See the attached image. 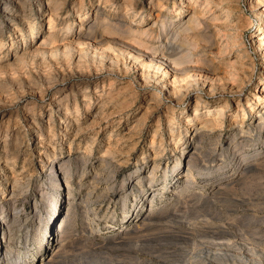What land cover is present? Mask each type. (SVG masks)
<instances>
[{
    "label": "rangeland",
    "instance_id": "obj_1",
    "mask_svg": "<svg viewBox=\"0 0 264 264\" xmlns=\"http://www.w3.org/2000/svg\"><path fill=\"white\" fill-rule=\"evenodd\" d=\"M47 1L0 0V264H264V0Z\"/></svg>",
    "mask_w": 264,
    "mask_h": 264
},
{
    "label": "bare ground",
    "instance_id": "obj_2",
    "mask_svg": "<svg viewBox=\"0 0 264 264\" xmlns=\"http://www.w3.org/2000/svg\"><path fill=\"white\" fill-rule=\"evenodd\" d=\"M51 0H48L47 2L49 3ZM111 1V0H110ZM109 0H108V2H110ZM52 2V1H51ZM57 2H59V1H57ZM107 2V1H106ZM130 2V1H129ZM132 2V1H131ZM210 2H212V1H210ZM213 2H215V4H216V1H213ZM58 4V3H57ZM60 4V3H59ZM209 4V3H208ZM211 4V3H210ZM213 4V3H212ZM260 4H261V2H260ZM262 5V8L263 9H261V11H260V13H264V3H262L261 4ZM50 6V5H49ZM63 8V7H62ZM61 9V8H60ZM58 10H59V7H58ZM60 11V10H59ZM224 11V10H223ZM53 13V12H52ZM56 13H58V12H56ZM224 14H225V17L227 18V19H229L230 18V10H227V11H224ZM54 15V14H53ZM158 18V17H157ZM161 18V17H160ZM216 18H219V16H217ZM163 19H164V23L169 19V17H167V16H164L163 17ZM193 20V19H192ZM197 20V19H196ZM198 21V20H197ZM50 22H51V24L50 25H53V16H51L50 17ZM163 23V24H164ZM164 26H166L165 24H164ZM151 29V28H150ZM259 30V34L258 35H256V36H254V41L257 43V47L261 50V54L264 56V38L262 37V35H264V29H262V28H260V29H258ZM145 33H147V34H149V32L146 30V31H144V34ZM181 34V33H180ZM230 35V34H229ZM175 42V41H174ZM135 43V42H134ZM67 44V43H66ZM171 44V43H170ZM176 44L175 43H172V45H170L169 47H167V49H163V50H161V52H160V61H163V59L165 60V58L166 57H169V56H172V55H174V54H177L178 52H184L185 51V53L186 54H183L182 56H180V58H178L179 60H183V59H185V60H188V59H190L189 58V56H188V52H186V50H184V48L183 47H181L180 46V44L178 45L177 44V46H175ZM255 47V46H254ZM158 52V51H157ZM156 52V53H157ZM180 54V53H179ZM134 55V54H133ZM157 55V54H156ZM176 58V57H175ZM154 59V58H153ZM159 62V61H158ZM165 62V61H164ZM164 64V63H163ZM235 65V64H234ZM171 66V65H170ZM168 71H166L165 70V74L167 73ZM164 74V75H165ZM167 75V74H166ZM242 76V75H241ZM229 82V81H228ZM211 88V87H210ZM259 94H260V96L259 97H257V104L258 103H260L261 102V100H263L264 99V88H263V90L262 91H260L259 92ZM199 106H201V101L200 100H197V103H196V107H197V110H196V115H195V117L194 118H192L191 119V121H193V120H195L196 121V119H198V109H199ZM252 109H254V106L252 105ZM215 110V109H214ZM214 110H212V111H214ZM211 111V112H212ZM219 111L220 112H218L217 114H219L218 116H220L221 114H223L222 112H223V107H220L219 108ZM224 115V114H223ZM219 118V117H218ZM214 119V118H213ZM213 119H207V121H213V122H215V120H213ZM204 125H206V124H204ZM216 125H217V122H216ZM207 128V127H206ZM255 128H257L259 131H263L264 130V118L263 117H261L260 119H259V122L258 123H256L255 124ZM197 130L195 131V134L194 135H198V137L200 136V137H202L203 136V130L205 129V126H199V128H196ZM203 138V137H202ZM248 139V138H247ZM247 139H245L244 138V135H243V138H241L239 141H237L236 143H234V149H236V150H238V149H240V148H244V146H245V144H247L248 143V140ZM199 140H200V138H199ZM201 141V140H200ZM198 147V146H197ZM199 148V147H198ZM201 148V147H200ZM212 150V153L210 154V155H212L213 153H215L217 150L215 149V148H211L210 149V151ZM195 152V151H194ZM198 152H200V151H198ZM209 152V151H208ZM201 153V152H200ZM207 153V152H206ZM209 154V153H208ZM246 153H244V152H240L239 153V156H238V160L236 161V167L238 166V165H243L244 164V166L242 167V169L238 172V174L239 173H245L246 172V170H247V168L249 169L250 167L251 168H255V167H257V166H259L261 163H262V161H259L258 159L256 160V161H253V162H249L250 164H248L249 166L248 167H246V161L247 160H249L250 158L249 157H247L246 155H245ZM209 155V156H210ZM202 156V155H201ZM201 156H200V154L199 153H197L196 152V154H191L190 155V158L189 159H191V162H189V165H192L191 166V168L189 169V171H188V174H189V177L187 178L188 179V182H189V180H193L194 179V177H195V174L197 173L196 172V169L198 168V169H202L203 168V166L204 165H201V164H199L200 163V161L201 160H203V159H206V161H208L209 160V156L207 157L206 156V158L204 157V158H201ZM205 156V155H204ZM190 161V160H189ZM205 161V160H204ZM202 162V161H201ZM68 163V162H67ZM240 167V166H239ZM250 168V169H251ZM239 169V168H238ZM256 169V168H255ZM155 170H156V166H154L153 167V171H152V173H151V175H153L154 176V172H155ZM237 176V175H236ZM186 178V177H185ZM231 180L230 181H224L221 185H220V187L221 188H227L228 186H229V184H231ZM233 183V182H232ZM228 189V188H227ZM218 190V189H217ZM220 190H222V189H220ZM199 195V194H198ZM149 213V212H148ZM152 213V212H151ZM150 214V213H149ZM150 215H152V214H150ZM4 217H2V219H3ZM4 222V221H3ZM19 257H20V255H19Z\"/></svg>",
    "mask_w": 264,
    "mask_h": 264
}]
</instances>
